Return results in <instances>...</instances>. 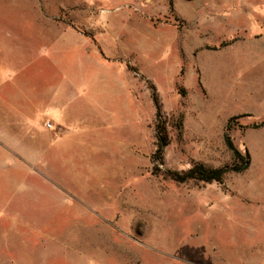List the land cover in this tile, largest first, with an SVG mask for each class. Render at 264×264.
<instances>
[{"label": "rangeland", "instance_id": "374dc122", "mask_svg": "<svg viewBox=\"0 0 264 264\" xmlns=\"http://www.w3.org/2000/svg\"><path fill=\"white\" fill-rule=\"evenodd\" d=\"M41 34L71 135L0 145V264H264V0H0V60L42 63ZM227 124L244 172L165 176L231 166Z\"/></svg>", "mask_w": 264, "mask_h": 264}, {"label": "crops", "instance_id": "0c3cea01", "mask_svg": "<svg viewBox=\"0 0 264 264\" xmlns=\"http://www.w3.org/2000/svg\"><path fill=\"white\" fill-rule=\"evenodd\" d=\"M38 36L40 38H49L48 41L50 43L48 49L45 50L44 56L40 57L43 61L42 63H37V58L24 60L23 62L17 60V62L12 61L10 63L3 59L0 60V145L3 147L2 151L9 149L6 144H19L22 139L34 141L36 136L35 128L38 124L45 129V124L48 123L50 125L48 130H55H53L50 137L52 143L60 142V137H69L71 135L69 128L72 124L66 117L64 107L58 103L64 94L60 93V91L52 93L50 90H46V86L52 80L51 68L53 66L59 67L61 64V62L59 63L60 59L56 55L58 50L56 45H53L51 34ZM56 38L61 41H66L67 39L75 41L76 39L73 34H68V32L57 34L55 35ZM77 41L83 43L76 39V44L78 43ZM44 96L50 100V103L46 105L44 100V107H54L57 110L55 113L57 116L54 121H50L40 112H36L37 106L40 105L37 102H41L45 98ZM83 97L82 95L77 100L82 102ZM35 113H37L36 116ZM70 120L74 122L76 118H71ZM22 156L29 158L25 153ZM10 262L13 263L12 261Z\"/></svg>", "mask_w": 264, "mask_h": 264}, {"label": "trees", "instance_id": "16d2710c", "mask_svg": "<svg viewBox=\"0 0 264 264\" xmlns=\"http://www.w3.org/2000/svg\"><path fill=\"white\" fill-rule=\"evenodd\" d=\"M152 101L155 108V139L157 146L156 152L157 154H159L161 153L163 148L168 146L169 139L166 132L165 123L161 117L160 105L154 91L152 92ZM229 130L230 127L229 124H227L223 139L227 149L232 153L233 163L231 166L222 169H207L203 165L195 164L184 172L166 173L165 176L169 177L172 181L180 184L189 181L210 184L221 183L223 178L227 174H239L244 172L250 165V156L246 150L241 152L233 146L228 136Z\"/></svg>", "mask_w": 264, "mask_h": 264}, {"label": "built area", "instance_id": "2783aa9c", "mask_svg": "<svg viewBox=\"0 0 264 264\" xmlns=\"http://www.w3.org/2000/svg\"><path fill=\"white\" fill-rule=\"evenodd\" d=\"M46 127H50V125L48 123H46Z\"/></svg>", "mask_w": 264, "mask_h": 264}]
</instances>
